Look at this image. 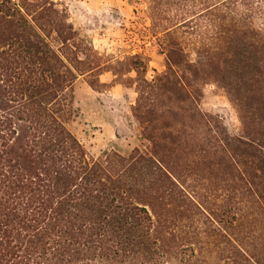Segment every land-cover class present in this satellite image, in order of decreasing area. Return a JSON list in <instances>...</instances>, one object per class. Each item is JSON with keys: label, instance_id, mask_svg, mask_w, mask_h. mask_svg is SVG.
<instances>
[{"label": "trees", "instance_id": "1", "mask_svg": "<svg viewBox=\"0 0 264 264\" xmlns=\"http://www.w3.org/2000/svg\"><path fill=\"white\" fill-rule=\"evenodd\" d=\"M164 55L120 64L147 147L91 157L75 88L123 73L54 0H0V264H168L207 253L264 264V0H147ZM221 87L233 134L199 107Z\"/></svg>", "mask_w": 264, "mask_h": 264}, {"label": "rangeland", "instance_id": "2", "mask_svg": "<svg viewBox=\"0 0 264 264\" xmlns=\"http://www.w3.org/2000/svg\"><path fill=\"white\" fill-rule=\"evenodd\" d=\"M54 1L66 9L73 27L100 55L101 62L123 73L121 77L111 71L101 73L99 80L103 84L94 88L79 78L75 88L78 116L73 129L77 138L91 157L109 151L128 154L134 147L145 150L147 142L131 111L136 92L128 77L135 73L125 72L126 66L119 62L140 55L147 62L144 74L149 79L164 67V55L149 30L147 0ZM199 107L218 115L229 132H240L237 112L221 87L213 83L204 85ZM168 264L237 263L207 253L204 257L171 255Z\"/></svg>", "mask_w": 264, "mask_h": 264}]
</instances>
